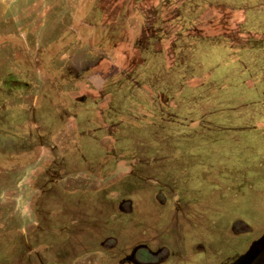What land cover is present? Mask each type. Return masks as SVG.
<instances>
[{
	"label": "rangeland",
	"instance_id": "1",
	"mask_svg": "<svg viewBox=\"0 0 264 264\" xmlns=\"http://www.w3.org/2000/svg\"><path fill=\"white\" fill-rule=\"evenodd\" d=\"M81 56L97 64L75 70ZM6 74L1 104L29 123L0 127V264L21 263L34 172L75 168L87 137L107 147L104 220L122 246L174 241L165 264H220L264 233V0H0ZM37 120L47 149L23 164L14 143Z\"/></svg>",
	"mask_w": 264,
	"mask_h": 264
},
{
	"label": "flooded vegetation",
	"instance_id": "2",
	"mask_svg": "<svg viewBox=\"0 0 264 264\" xmlns=\"http://www.w3.org/2000/svg\"><path fill=\"white\" fill-rule=\"evenodd\" d=\"M78 58L80 59L75 70L78 68L81 71L87 68L89 72L97 64L95 61L83 56ZM12 76L6 74L3 78H0V127L3 126V123H6V120L2 121L4 119L10 121V127L13 126V123H16V128L29 123L28 119H24L27 117L24 112L29 111L28 107L26 110L17 112L20 116L22 114L20 121H18L9 116L12 112L11 106L1 104V97L8 96L11 91V83L14 80ZM20 95L23 97L22 94ZM37 111L40 112V108ZM32 124L36 125V130L27 132L25 136L21 137L20 142L14 143V154L18 157L16 160L23 161V164L40 159L44 150L47 149L44 138L39 134L40 128H43L42 122L37 120L36 122L32 121ZM34 133L36 137L30 136ZM29 138L31 140H28ZM82 139L84 140V137ZM85 144L89 146L90 150L88 153H80L77 156L75 168L70 171L64 174H54V178L48 180L45 176L46 172H54L57 166L56 159L51 157V159H44L41 166L34 172V181L37 180L36 182L40 186H37L36 194L29 204L34 219L27 226L24 233L25 238L20 264H108V259H110V264H144L149 259L146 254V252L149 253L148 249L154 252L161 247L169 248L170 245L167 242V244L157 243L155 246H150L148 242L140 240L131 241V244L127 247L122 246V242L116 234L115 221L108 222V220H104V151L107 148L106 144L99 143V139L94 137H87ZM72 150L77 153V149L73 148ZM78 163L83 164L82 166L85 168H76ZM89 165L93 167L92 170L87 169ZM82 172L87 173L89 176L82 178L79 175ZM93 172L96 173L95 176L92 175ZM69 174H71V184L61 185L59 181ZM31 184H33V181ZM57 194L67 196L73 194L74 196L69 197L70 201L64 207L60 206L54 210L48 209V207L46 209L47 204L53 201ZM123 204L129 205V201L124 198L119 200L117 203L119 211L124 216H130V213H127L122 206ZM123 220L128 219L120 218V221ZM137 245L140 248L128 257L132 248ZM201 245V242L198 241L194 243L190 248L191 253L200 249ZM237 256H231L220 264H228ZM127 257L130 259H127ZM126 260H129V262Z\"/></svg>",
	"mask_w": 264,
	"mask_h": 264
},
{
	"label": "water",
	"instance_id": "3",
	"mask_svg": "<svg viewBox=\"0 0 264 264\" xmlns=\"http://www.w3.org/2000/svg\"><path fill=\"white\" fill-rule=\"evenodd\" d=\"M139 248V245L134 246L129 256ZM228 264H264V233L253 240L244 253Z\"/></svg>",
	"mask_w": 264,
	"mask_h": 264
},
{
	"label": "crops",
	"instance_id": "4",
	"mask_svg": "<svg viewBox=\"0 0 264 264\" xmlns=\"http://www.w3.org/2000/svg\"><path fill=\"white\" fill-rule=\"evenodd\" d=\"M213 8L216 9V7L205 5V7L200 11V13H198V16L202 17V15H204V14H205L204 17L212 16V14H214ZM166 242L167 241H165V242L163 241L161 243H166ZM173 243H174V241H172V245L169 247L173 248V246H174ZM198 250H201V248ZM148 251H149V253L146 252V254H147L149 259H148L147 263H144V264H165V262L167 261V259L170 256L181 255V253L178 252L179 251L178 248H176V250H174V249H171L168 247H161V248L156 249L154 252H151V250H149V249H148ZM189 253H191V252H189ZM95 256H97V255H95ZM127 259H130V258L127 257ZM126 261L129 262V260H126ZM108 264H110V259H108Z\"/></svg>",
	"mask_w": 264,
	"mask_h": 264
},
{
	"label": "trees",
	"instance_id": "5",
	"mask_svg": "<svg viewBox=\"0 0 264 264\" xmlns=\"http://www.w3.org/2000/svg\"><path fill=\"white\" fill-rule=\"evenodd\" d=\"M208 45H211V42Z\"/></svg>",
	"mask_w": 264,
	"mask_h": 264
}]
</instances>
